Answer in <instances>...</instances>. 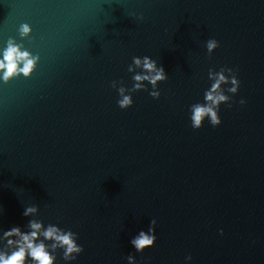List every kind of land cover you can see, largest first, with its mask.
Returning a JSON list of instances; mask_svg holds the SVG:
<instances>
[{
  "label": "water",
  "instance_id": "95a60500",
  "mask_svg": "<svg viewBox=\"0 0 264 264\" xmlns=\"http://www.w3.org/2000/svg\"><path fill=\"white\" fill-rule=\"evenodd\" d=\"M10 38L40 60L0 80V236L30 219L77 233L84 251L56 264H264V0H0V58ZM144 56L168 79L122 110L112 82L131 88ZM222 67L238 93L193 130Z\"/></svg>",
  "mask_w": 264,
  "mask_h": 264
},
{
  "label": "clouds",
  "instance_id": "9594fccd",
  "mask_svg": "<svg viewBox=\"0 0 264 264\" xmlns=\"http://www.w3.org/2000/svg\"><path fill=\"white\" fill-rule=\"evenodd\" d=\"M140 19H143L141 16ZM32 32V28L24 23L19 28V34L26 38ZM219 47V42L215 39H209L206 42V49L209 58ZM40 60L39 55H33L28 50H22L21 46L16 44L13 39H9L7 47L0 58V80L4 83L18 78L22 75L24 78H30ZM128 72L134 73V81L131 88L123 86V81L112 82V87L116 88L120 99L117 101L122 110L133 106L132 93L138 91H148L146 83L151 85L152 91L149 95L153 99H159L160 92L157 90L161 82H165L168 76L162 66H158L156 60L149 56L133 57L132 64L128 65ZM208 78L212 81L211 86L204 93V103H195L190 107V120L193 130H199L203 127L205 119L213 127L221 125L220 106L226 104L231 107L232 96L238 93L240 81L236 72L229 67H222L219 71L209 69ZM231 85L225 89L224 85ZM241 105L246 101L241 99ZM39 213L38 206H28L23 215L25 217H35ZM156 220L152 219L147 231H140L132 240L137 253H142L156 244L157 236L155 234ZM28 231H22L19 226H13L10 230L3 231L0 236V242H4V247L0 249V264H56L55 253L63 250L64 261H74L83 251L82 245L77 243L78 234L71 230L65 231L54 224L44 225L43 221L30 219L27 225ZM223 235V230H221ZM48 242V243H46ZM191 260L192 257H186ZM128 264H136L135 256H127Z\"/></svg>",
  "mask_w": 264,
  "mask_h": 264
}]
</instances>
